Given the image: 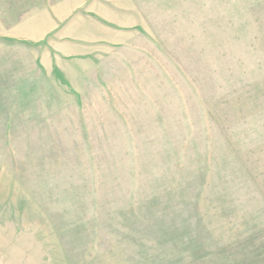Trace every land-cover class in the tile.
<instances>
[{"label":"rangeland","instance_id":"rangeland-1","mask_svg":"<svg viewBox=\"0 0 264 264\" xmlns=\"http://www.w3.org/2000/svg\"><path fill=\"white\" fill-rule=\"evenodd\" d=\"M0 264H264V0H0Z\"/></svg>","mask_w":264,"mask_h":264}]
</instances>
